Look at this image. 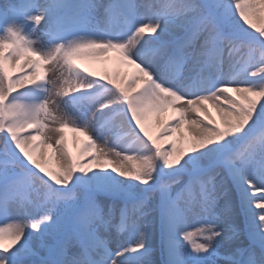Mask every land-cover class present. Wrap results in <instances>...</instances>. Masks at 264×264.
Listing matches in <instances>:
<instances>
[{
    "label": "snow or ice",
    "instance_id": "obj_1",
    "mask_svg": "<svg viewBox=\"0 0 264 264\" xmlns=\"http://www.w3.org/2000/svg\"><path fill=\"white\" fill-rule=\"evenodd\" d=\"M253 16L264 0L0 5V264H264V24ZM112 51L137 74L117 82L73 63ZM169 107L179 117L159 135L187 147L162 149L146 127ZM50 116L88 137L89 159L63 135L47 144L62 167L36 158ZM242 237L248 247H233Z\"/></svg>",
    "mask_w": 264,
    "mask_h": 264
},
{
    "label": "bare ground",
    "instance_id": "obj_2",
    "mask_svg": "<svg viewBox=\"0 0 264 264\" xmlns=\"http://www.w3.org/2000/svg\"><path fill=\"white\" fill-rule=\"evenodd\" d=\"M147 0H139V4H143L146 3ZM103 15V14H102ZM255 16L251 17L254 18ZM39 46V45H38ZM74 64L78 65L79 63L82 66H87L91 68V71L94 72V74H96V76L101 77L104 76L105 74H109L111 75L114 79L117 80V82H120L122 78H131L133 75H136L137 70L135 69L134 66L131 65H127L125 62H123L121 60V58L119 57V55L116 53V51H112L109 52L106 56H98L97 58L94 59H90L89 57H82L79 58V60H74L73 61ZM13 69H10V71H12ZM18 70H14L12 71L13 73L16 72ZM38 74H40L41 70H37ZM51 81H57L56 79H54L53 77L51 78ZM27 86V85H26ZM122 86H126V84H122ZM52 87V85H51ZM23 89L18 88L17 91H22ZM58 97L53 96L52 99H56ZM59 101V99H58ZM206 107V106H205ZM166 112L168 114L169 109H167L165 112L160 113V117H162V119L165 117ZM191 114H193L194 118H198V114L195 112H191ZM192 118V119H194ZM200 118V117H199ZM49 123V122H47ZM152 123H150L149 125H147V128L150 130H153L154 127H151ZM188 127V125H187ZM186 128V126H185ZM56 129L55 125H53L52 122H50L46 128V138H50V139H46L45 144L41 145L39 148H37L36 150V158L38 160L41 161L42 164H45L44 162L46 160H49L48 158H50V161L48 164L50 165H54L57 164L59 162H61V160L59 159V156H55L57 153L51 149L47 147L48 143H55L56 139H59L60 135H63L65 143L67 144L68 150L72 153L74 149V144L77 145V149L81 148V145L85 142H87V140H85L83 138V136L79 133V132H67L66 130L63 131V133H54L53 130ZM77 133V134H76ZM122 132H120L121 134ZM74 138V139H73ZM61 148H63V145L60 146ZM78 151L75 150V153H77ZM74 153V154H75ZM83 157V156H82ZM236 242V241H235ZM233 243L236 245V243Z\"/></svg>",
    "mask_w": 264,
    "mask_h": 264
},
{
    "label": "rangeland",
    "instance_id": "obj_3",
    "mask_svg": "<svg viewBox=\"0 0 264 264\" xmlns=\"http://www.w3.org/2000/svg\"><path fill=\"white\" fill-rule=\"evenodd\" d=\"M4 2H5V0H0V3H4ZM99 3L106 4L107 1L106 0H99ZM251 19L253 20L254 23H256V25L258 27L261 26V24H264V17L255 16L254 18H251ZM250 30L255 32L254 29H250ZM81 57H86V58L89 57L90 59H94V58H97L98 56H81ZM81 69H84L87 72H91V68H89L87 66H85V68H83V66H81ZM86 69H89L90 71H88ZM47 72L49 73V76H52V77H54V79L57 80L58 73L54 71V66L52 64L47 65ZM9 74H10V72H9ZM136 88H137L136 86H133V88L130 89L129 91L130 92L134 91V90H136ZM232 95L235 96L236 93H232ZM58 99L59 98H56L55 100H58ZM180 103H183V102H178L177 106H179ZM221 103H223V102L221 101ZM205 106L207 107V109H208V111H209V113L211 115V118L216 120L217 123H219L220 122V115H219L217 109L215 107H213L212 103H209V104H207ZM60 107H61L62 110L68 111L70 113L78 111V109H75L74 106H69L68 108H65L62 103L60 104ZM168 109L170 110V112H169L170 116H174V111L175 110L172 107H169ZM50 111H52L51 107H50ZM59 114L60 113H58V112H53V115L58 116ZM187 115L191 119L194 118V116H193V114H191V112H189ZM199 117H200V119H203V116H199ZM168 120L169 119H167V120L166 119L165 120L162 119V117H160V114L151 112V113L148 114V118H147V121H146V127H147V125L152 123L151 127H154L153 130H150V129H148V130H149L150 134L154 138L157 139V143L160 144L162 149H169L170 150V146H171V141L172 140H176L177 141V148L178 149H180L181 147H187V141L181 139V134L180 133H171L170 132L167 135H163V136L159 135V133H161V131H162L164 123L166 121H168ZM47 122H49V123L52 122L53 125H55L56 129H54L53 132L57 133L58 131H56V130L60 127L59 123H54L51 116L47 119L46 123ZM49 123H47V125ZM185 126L187 128V125H185ZM117 131H118V134H119V137H120L119 143H120L121 146H125L126 147L127 145L134 143V138L133 137L127 136L123 132H122L123 135H121L122 133L120 134L119 130H117ZM141 135H143V134L141 133ZM46 137H47V135H46ZM73 147L77 151L76 145L73 146ZM75 150H73V152H72L73 157H76L78 160H81V161H86L87 159H89L91 157V155L93 154V152L95 151L94 149H90L89 152L85 153L84 156L82 157V156L79 155L80 152L79 153H75ZM117 150H119V148ZM79 151H80V149H79ZM55 156H58V154H56ZM0 158H2V157H0ZM63 163L64 162L61 161V162H59L57 164H54L51 167V169H58V168L63 166ZM131 163L132 162H129V165ZM172 188L175 189L176 185L173 184ZM112 233L113 234L116 233V229L114 227L112 229ZM235 243L237 244V247H239V248H247L248 245H249V241L246 238H243V237L238 239ZM233 247H236V245L233 244ZM221 252H223V249H221Z\"/></svg>",
    "mask_w": 264,
    "mask_h": 264
}]
</instances>
